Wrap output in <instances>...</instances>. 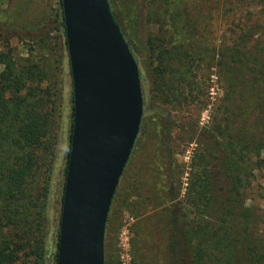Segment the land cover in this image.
<instances>
[{
	"label": "rangeland",
	"instance_id": "obj_1",
	"mask_svg": "<svg viewBox=\"0 0 264 264\" xmlns=\"http://www.w3.org/2000/svg\"><path fill=\"white\" fill-rule=\"evenodd\" d=\"M112 3L148 92L142 89L140 131L109 211L105 264H172L169 255L163 258L171 231L202 227L209 228V264H226L213 245L215 230L229 246L232 264H249L250 249L264 253V78L257 80L251 71L256 60L264 65V0ZM58 9L59 0H0V54L9 52L22 64L46 62L52 74L49 51L58 32L49 22ZM45 23L46 33L39 26ZM164 49L177 54L169 64L160 54ZM184 55L193 60L190 68L178 59ZM160 72L165 79L174 77L170 92L160 80L152 85L151 76L160 78ZM59 76L45 208L47 264L57 253L72 123L67 55ZM230 156L243 169L238 190L228 177ZM193 173L209 182L197 206L189 189ZM39 180L43 185L46 179Z\"/></svg>",
	"mask_w": 264,
	"mask_h": 264
},
{
	"label": "water",
	"instance_id": "obj_2",
	"mask_svg": "<svg viewBox=\"0 0 264 264\" xmlns=\"http://www.w3.org/2000/svg\"><path fill=\"white\" fill-rule=\"evenodd\" d=\"M73 120L56 264H105L106 223L140 131L138 64L109 0H61Z\"/></svg>",
	"mask_w": 264,
	"mask_h": 264
},
{
	"label": "trees",
	"instance_id": "obj_3",
	"mask_svg": "<svg viewBox=\"0 0 264 264\" xmlns=\"http://www.w3.org/2000/svg\"><path fill=\"white\" fill-rule=\"evenodd\" d=\"M109 3L112 15L121 28L112 0H109ZM49 24L52 25L53 30L58 32L57 42L51 46L49 51L53 65L52 74L49 75L46 62L29 61L22 64L18 63L9 52L0 54V63L3 66V71L0 73V264H47L45 247L47 212L45 208L49 196L48 178L51 176L49 169L52 166L54 155L52 148L55 139V136L51 134V129L57 113L56 105L61 86L59 75L63 65V55L68 57L61 0H59V9ZM49 24L39 26L46 33L49 30ZM122 33L139 65L140 60L131 40L126 37L123 30ZM45 44L46 42L43 43L44 46ZM174 49L177 48L174 47ZM239 53L240 50L236 47L231 54L234 61H237ZM160 54H163L165 61L168 60L167 64L177 57L173 49L172 51L164 49ZM178 59L187 68L193 65V60L188 55L178 57ZM251 65V71L256 79H263L264 65L258 63V60ZM163 74L160 72V78L157 77V73L151 76L152 85L160 80L163 87L170 92L174 86V77L170 76L165 79ZM140 79L145 94L148 91L143 71L140 72ZM189 84L190 82H187V85ZM71 111L73 120V104ZM71 135L72 123L65 174L70 154ZM228 170L236 172L234 174L228 171V177L232 180L233 188L238 190L243 169L239 166L238 160L231 156ZM41 176L46 179L43 185L39 183ZM208 187L207 177L204 178L197 173L192 174L189 189H192L195 203L200 201L203 193L208 191ZM170 193L169 188L168 194ZM195 205L197 206V203ZM237 225L234 223V229ZM208 229L202 227L197 231H191L183 228L180 232L172 230L165 247L169 252L166 251L163 256L164 261L169 255L173 260L172 264H209V259L206 258L208 256V235H210L207 232ZM195 236L199 238L198 242ZM58 237L57 235V246ZM213 237L215 241L213 245L220 254L217 256H225V263L232 264L233 257L229 246L224 244V238L219 236L216 230ZM21 255L24 257L23 261L20 260ZM246 259L249 264H264V253L258 255L255 250L250 249ZM56 261L57 253H55L53 264H56Z\"/></svg>",
	"mask_w": 264,
	"mask_h": 264
}]
</instances>
